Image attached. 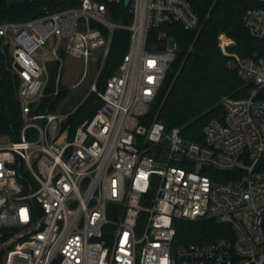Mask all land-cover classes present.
Returning a JSON list of instances; mask_svg holds the SVG:
<instances>
[{
    "label": "built area",
    "instance_id": "built-area-1",
    "mask_svg": "<svg viewBox=\"0 0 264 264\" xmlns=\"http://www.w3.org/2000/svg\"><path fill=\"white\" fill-rule=\"evenodd\" d=\"M40 1L41 15L0 23L22 122L14 139L0 137V264H264V58L239 56L219 35L225 66L250 89L221 96L203 143L188 141L144 118L176 48L165 31L149 32L200 30L194 0H0ZM250 1L242 24L264 40V0ZM115 30L128 33L127 51L98 91ZM66 56L87 72L96 64L89 91L101 101L74 129L73 110L44 102L57 94L46 92L50 69L58 62L59 84ZM200 219L221 235L182 243L176 224Z\"/></svg>",
    "mask_w": 264,
    "mask_h": 264
},
{
    "label": "trees",
    "instance_id": "trees-1",
    "mask_svg": "<svg viewBox=\"0 0 264 264\" xmlns=\"http://www.w3.org/2000/svg\"><path fill=\"white\" fill-rule=\"evenodd\" d=\"M202 20L200 30H185L178 24L163 25L149 32L150 39L159 31L171 36L176 48L163 84L151 103L144 122L149 124L154 118L164 124L166 131L179 128L182 137L188 141L203 143V126L211 119L223 114L219 99L223 95L235 98L246 96L250 86L244 84L233 70L225 66L226 57L218 45V37L224 34L234 45L229 50L242 57L264 58V40L252 38L242 24L244 12L251 6L250 0H194ZM45 2L6 5L0 2V23L20 21L42 14ZM53 7L52 9H54ZM56 9V8H55ZM124 11V6L119 8ZM197 11V9H196ZM127 23L123 15L118 17ZM128 47V33L124 30L113 32L109 52L97 78L96 87L102 91L107 78L118 69ZM58 62L50 69L47 96L44 100L48 111L55 112L59 103L67 96V88L55 84ZM17 80L11 70V60L0 47V137L14 139L22 122L15 97ZM101 101L90 92L79 98L67 123L74 129L83 120L92 117ZM221 180H228L226 173H218ZM221 228L208 219L196 221L180 220L176 224L177 238L182 243H205L221 235Z\"/></svg>",
    "mask_w": 264,
    "mask_h": 264
},
{
    "label": "rangeland",
    "instance_id": "rangeland-1",
    "mask_svg": "<svg viewBox=\"0 0 264 264\" xmlns=\"http://www.w3.org/2000/svg\"><path fill=\"white\" fill-rule=\"evenodd\" d=\"M62 66L60 84L66 87L68 92L67 96L59 103L60 111L73 109L76 101L89 93L90 83L94 81L96 74V64L91 61L87 72L82 58L66 56L62 60ZM75 83L79 85L73 87Z\"/></svg>",
    "mask_w": 264,
    "mask_h": 264
},
{
    "label": "crops",
    "instance_id": "crops-1",
    "mask_svg": "<svg viewBox=\"0 0 264 264\" xmlns=\"http://www.w3.org/2000/svg\"><path fill=\"white\" fill-rule=\"evenodd\" d=\"M102 70V69H101ZM62 71H63V69H62ZM101 72V71H100ZM100 72H99V74H100ZM96 74H97V72H96ZM96 74H95V76H94V78L96 77ZM99 74H98V76H99ZM98 76H97V78H98ZM97 78H96V81H97ZM74 85V84H73ZM89 93H90V91H89ZM89 93H87L86 95H88ZM61 107V106H60ZM60 107H58V109H60ZM75 108V107H74ZM74 108L73 109H71L70 111H74ZM57 109V110H58ZM66 111H68V109H66V110H62V112H66Z\"/></svg>",
    "mask_w": 264,
    "mask_h": 264
},
{
    "label": "water",
    "instance_id": "water-1",
    "mask_svg": "<svg viewBox=\"0 0 264 264\" xmlns=\"http://www.w3.org/2000/svg\"><path fill=\"white\" fill-rule=\"evenodd\" d=\"M14 67L17 68L16 65H14ZM258 96L262 97L263 95L261 93H259Z\"/></svg>",
    "mask_w": 264,
    "mask_h": 264
}]
</instances>
